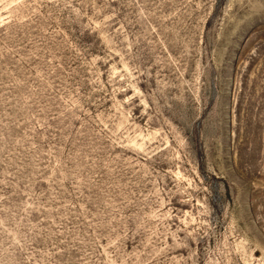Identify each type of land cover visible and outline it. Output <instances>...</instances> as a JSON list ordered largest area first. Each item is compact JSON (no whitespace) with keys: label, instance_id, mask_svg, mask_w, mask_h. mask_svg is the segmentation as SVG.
<instances>
[{"label":"rangeland","instance_id":"1","mask_svg":"<svg viewBox=\"0 0 264 264\" xmlns=\"http://www.w3.org/2000/svg\"><path fill=\"white\" fill-rule=\"evenodd\" d=\"M0 264H264V0H0Z\"/></svg>","mask_w":264,"mask_h":264}]
</instances>
